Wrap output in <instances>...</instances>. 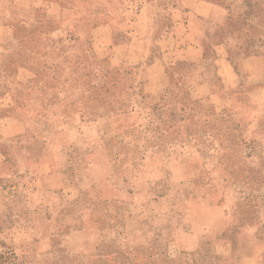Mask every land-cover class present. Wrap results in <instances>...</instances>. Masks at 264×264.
I'll use <instances>...</instances> for the list:
<instances>
[{
	"label": "rangeland",
	"instance_id": "374dc122",
	"mask_svg": "<svg viewBox=\"0 0 264 264\" xmlns=\"http://www.w3.org/2000/svg\"><path fill=\"white\" fill-rule=\"evenodd\" d=\"M191 1L0 0V264H264V0Z\"/></svg>",
	"mask_w": 264,
	"mask_h": 264
},
{
	"label": "crops",
	"instance_id": "0c3cea01",
	"mask_svg": "<svg viewBox=\"0 0 264 264\" xmlns=\"http://www.w3.org/2000/svg\"><path fill=\"white\" fill-rule=\"evenodd\" d=\"M186 24L191 43L205 42L208 37L207 23L220 24L225 17V9L213 0H193L186 10Z\"/></svg>",
	"mask_w": 264,
	"mask_h": 264
},
{
	"label": "trees",
	"instance_id": "16d2710c",
	"mask_svg": "<svg viewBox=\"0 0 264 264\" xmlns=\"http://www.w3.org/2000/svg\"><path fill=\"white\" fill-rule=\"evenodd\" d=\"M115 73H118V70Z\"/></svg>",
	"mask_w": 264,
	"mask_h": 264
}]
</instances>
